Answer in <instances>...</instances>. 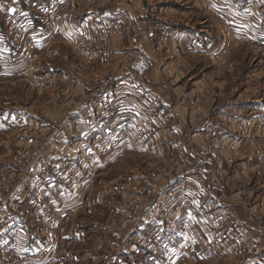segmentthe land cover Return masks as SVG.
I'll return each mask as SVG.
<instances>
[{"label":"rangeland","instance_id":"1","mask_svg":"<svg viewBox=\"0 0 264 264\" xmlns=\"http://www.w3.org/2000/svg\"><path fill=\"white\" fill-rule=\"evenodd\" d=\"M139 1L151 9L147 15L160 30L152 50L177 65L166 69L162 64L160 72L173 87L183 86L178 94L172 92L181 118L158 115L161 102L140 86H135L139 97L133 95L132 107L117 95L131 86L129 77L150 76L149 58L138 45L112 54L102 73L95 71L102 78L90 74L88 48L120 27L117 19L91 33L80 32L78 44L71 46L57 34L63 29L55 25L59 0H44L41 14L36 0H0V232L10 229L4 264L19 258L24 259L19 264H244L250 258L243 236L257 239L244 230L234 229L232 242L217 244L228 228L224 211L217 213L215 206L228 203L247 217L264 176L242 184L238 167L231 179L226 168L217 169V161L235 156L241 163L248 157L242 140L257 137L263 141L255 142L251 156L264 168L258 157L264 132L236 114L228 115L233 119L228 130L224 124L230 118L219 116L216 123L213 111L230 105L227 100L241 92L264 100V0H241L247 19L262 20L233 36L218 16L217 41L231 47L223 56L226 63L209 55L205 67L164 53V0ZM185 5L181 2V12L187 11ZM239 25L242 20H235L234 29ZM136 50L148 65L143 75L126 70L132 61L128 53ZM229 61L234 66L229 68ZM116 75L119 80L113 81ZM199 79V88L190 85ZM168 123H181L183 132ZM231 139L238 145H230ZM244 182L251 189L256 185L252 195L241 192L232 199ZM256 216L252 219L259 222ZM263 219L259 225L264 226Z\"/></svg>","mask_w":264,"mask_h":264},{"label":"crops","instance_id":"2","mask_svg":"<svg viewBox=\"0 0 264 264\" xmlns=\"http://www.w3.org/2000/svg\"><path fill=\"white\" fill-rule=\"evenodd\" d=\"M43 1L44 0H36L35 3L39 14H41L40 12L45 4ZM199 1L200 0H195V2L192 0L163 1V6L160 7V10L163 16H165V19L162 17V20L167 29V40L165 41L166 46L164 45L161 47L162 51L169 54L177 53L180 58L183 56L185 60L197 61L196 63H200L204 67L206 66V63H208L207 60L209 61V55L216 56L220 61L225 60L224 62L226 63V58H223V56L227 54L231 46L225 47L217 41L219 30L217 28L216 20L218 19V16L220 15L225 18V21L228 23L227 30L229 31L230 36L235 35L233 31L237 33L243 32V28L248 27L249 22L250 24L257 25L261 23L262 19L259 17V21L257 22L247 19L244 15L247 12L244 10V7H242L241 0H201L204 5L207 6L204 10L210 12V15L207 12L202 11L203 8L201 9ZM59 2L61 4V9L56 15L55 25L61 29L63 28L62 31L64 32L60 31L57 34H61V36L65 38V43L67 45L76 46L79 42L78 34H80V32L83 31L87 34L91 33L95 28L104 27L108 20L117 19L121 24L120 27L111 31L103 40H101V42L96 41L94 45L88 48L90 57L88 63H91L90 68L92 69L90 74H92L95 79L104 76L103 74L101 77L97 76L95 71H98L101 74L102 72L99 71V69L110 63L108 60L112 57V54L117 55L126 47L138 45L149 58L152 67L150 76L149 78H146V80H137V78L129 77L128 82L131 86L119 90L117 95L122 102L131 106L132 103L130 102H134L136 99L133 98V95L138 96L135 86H140L145 89V92L149 91L152 97H156L157 102H161L160 105L162 106V109L158 111V115H161L162 112L166 113L165 116L169 117L167 120H170V118H173L174 116L181 118V114H179L178 109L175 106L174 94H172V92L175 91L176 94H178L183 86L176 85L173 87V83H168L164 77L161 79L162 74L160 72V66L162 64H164L166 69L170 67L176 68L177 65L175 66L173 60L157 56L152 50V48L157 45V37L160 34V30L152 24V17L147 15V11L150 8H145L144 4H141V1L139 0H103V4L100 7H93L90 4H87L86 1L80 2L79 0H59ZM181 2L186 4L187 11L181 12ZM38 3H40V5ZM191 3L193 4L192 6H190ZM218 11L221 13L218 14ZM179 12L186 14L188 18L181 19V17L176 14ZM174 16L175 18H172ZM235 20H242V25L238 26L239 28L241 26V29H234ZM259 31L260 30H257L258 33ZM235 38L236 37H231L230 42H235ZM38 43H42V41L39 40ZM79 52H82L83 54V50L77 49V53ZM234 64V62L231 63L229 61V68L230 66H234ZM111 65L115 66L114 63ZM259 65L260 64L258 63L255 64L253 71H257L260 67ZM199 84L200 79L198 82L190 83L191 86L195 85L196 88H199ZM195 90L196 89H193V91ZM250 97L251 96L248 93L244 92L243 94V92H241L240 96L230 98L227 100L228 102H231L230 105L218 106L223 108L224 111H222V114L217 111L218 107L215 106L213 112H217L216 123H218L219 116H221L220 119L223 121L230 118L228 119L229 121H225L224 124L227 129L230 130L233 119L229 116L232 114L238 116L242 115L249 118L255 126L254 130L256 131L258 128L257 131L259 132L261 130L260 133L263 135L264 126L261 125V121L264 122V100L260 102V98L253 99ZM137 103L141 107L145 106V103L141 100ZM153 122L154 121L152 120L151 123ZM172 124L174 123L169 125L173 126ZM178 124H174L176 126L174 127L182 133L183 130L181 129V123ZM207 124L211 125V123ZM260 140L261 138L257 137L242 140V146L247 147L248 157L244 158L241 163H237L236 160L234 161V157H226L218 161L223 168H226L227 177L234 179L232 172H234L236 167L241 170V177L244 178L241 180L242 184L246 179L264 176V168L259 166L256 162L257 160L251 156L255 142ZM158 141L160 140L158 139ZM195 141L198 143L200 138H196ZM230 145H238V142L235 139H231ZM232 182L231 185L234 186V180ZM241 187L242 189H240ZM241 187H238L235 190L232 199H234L235 194L241 192L248 196L252 195L256 185L251 189L249 182H246L245 185H242ZM181 188L184 189V187ZM260 195H262V199L259 198ZM257 198V202L247 208V217L245 216L246 213H243L242 217L238 215L237 207L233 205V207H230L231 205H227L228 203H226L224 207L221 205L215 206L217 213H222L224 211L226 226L228 228L225 240L223 241V239L216 238L217 244H228L232 242L234 239V229L238 230L239 233L244 230L245 232H248L251 238L257 239L264 244V226L259 225L260 220L264 218V183L260 185V192L258 193ZM254 214H258L256 220L259 222L252 219ZM9 244L10 229L7 230L5 227L4 230L0 232V264H4L3 253L10 251ZM181 244H183V241Z\"/></svg>","mask_w":264,"mask_h":264},{"label":"built area","instance_id":"3","mask_svg":"<svg viewBox=\"0 0 264 264\" xmlns=\"http://www.w3.org/2000/svg\"><path fill=\"white\" fill-rule=\"evenodd\" d=\"M129 56L132 57V61L127 62L125 64L126 66V70H131L132 72H134L136 75H143L145 73V71L148 68L147 62L146 60L139 54V52L136 50L134 51V53H128ZM119 80V76L116 75L113 77V81H118ZM249 122H243V126H246ZM237 155V154H236ZM258 157L261 158L262 160H264V151L262 149H260V152H258ZM234 158H236L234 156ZM219 161V160H218ZM217 161L218 167L217 169L222 168L221 164ZM200 180L202 179L199 178ZM243 239L246 240V244L248 245L247 250H245L246 253H248L250 255V258H246L244 261V264H264V260L261 258V252L264 249L263 245L260 244V242L258 240H254L253 242L247 237V236H243ZM252 243H251V242ZM13 257L16 256L14 254H11ZM16 258H18L16 256ZM21 260L18 259H11L13 261H11L10 264H19L20 262L24 261V259L19 258Z\"/></svg>","mask_w":264,"mask_h":264},{"label":"snow or ice","instance_id":"4","mask_svg":"<svg viewBox=\"0 0 264 264\" xmlns=\"http://www.w3.org/2000/svg\"><path fill=\"white\" fill-rule=\"evenodd\" d=\"M14 11V9H12Z\"/></svg>","mask_w":264,"mask_h":264}]
</instances>
